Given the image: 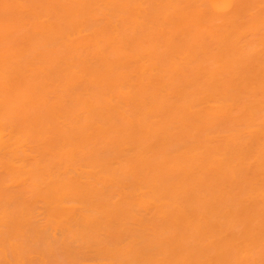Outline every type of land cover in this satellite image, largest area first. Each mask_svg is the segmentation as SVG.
<instances>
[{"label": "bare ground", "instance_id": "obj_1", "mask_svg": "<svg viewBox=\"0 0 264 264\" xmlns=\"http://www.w3.org/2000/svg\"><path fill=\"white\" fill-rule=\"evenodd\" d=\"M0 264H264V0H0Z\"/></svg>", "mask_w": 264, "mask_h": 264}]
</instances>
